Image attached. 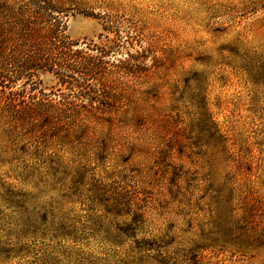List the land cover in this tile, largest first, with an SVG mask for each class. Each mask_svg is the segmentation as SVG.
<instances>
[{"label":"rangeland","instance_id":"1","mask_svg":"<svg viewBox=\"0 0 264 264\" xmlns=\"http://www.w3.org/2000/svg\"><path fill=\"white\" fill-rule=\"evenodd\" d=\"M45 1L105 97L21 127L0 103V264H264V0Z\"/></svg>","mask_w":264,"mask_h":264},{"label":"trees","instance_id":"2","mask_svg":"<svg viewBox=\"0 0 264 264\" xmlns=\"http://www.w3.org/2000/svg\"><path fill=\"white\" fill-rule=\"evenodd\" d=\"M24 1L26 4L13 13L9 26L0 17V103L10 120L21 127L33 126L37 119L59 118L64 113L73 119L87 113L94 115L105 97L100 68L107 53L103 48H95L94 55L73 50L76 44L64 35L62 12L49 7L45 0ZM39 72L53 74L67 90L66 96L57 97L55 105L47 99L24 103L23 86L9 91L10 85L21 79H26V84Z\"/></svg>","mask_w":264,"mask_h":264}]
</instances>
